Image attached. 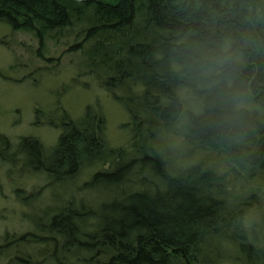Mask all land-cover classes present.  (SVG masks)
I'll list each match as a JSON object with an SVG mask.
<instances>
[{
    "label": "trees",
    "instance_id": "16d2710c",
    "mask_svg": "<svg viewBox=\"0 0 264 264\" xmlns=\"http://www.w3.org/2000/svg\"><path fill=\"white\" fill-rule=\"evenodd\" d=\"M0 21L37 39L41 59L61 46L78 54L80 73L127 111L131 132L112 147L99 110L65 111L53 166L33 169L73 183L94 168L84 189L101 197L68 198L49 210V228L11 240L53 243L58 264H217L226 245L243 264H264L259 190L230 195L227 173L206 159L220 156L235 182H264V0H0ZM170 137L199 160L169 166ZM0 139L6 160L12 143ZM29 142L46 152L30 136L19 146Z\"/></svg>",
    "mask_w": 264,
    "mask_h": 264
},
{
    "label": "rangeland",
    "instance_id": "374dc122",
    "mask_svg": "<svg viewBox=\"0 0 264 264\" xmlns=\"http://www.w3.org/2000/svg\"><path fill=\"white\" fill-rule=\"evenodd\" d=\"M37 49L38 41L32 35L14 32L8 24L0 21V134L7 136L12 143L10 147H3L6 160L0 159V246L6 243L5 237L10 240L6 252L2 250L0 254V264H58L55 260L57 254L52 253L53 243L11 239L34 230L40 233L46 225L44 229L49 228L52 214L49 210L52 206L66 204L68 198L79 201L84 197L96 201L101 197L92 189H84L85 182L96 170L94 168L79 173L73 183L65 180L60 172L54 177L47 175L46 179L44 174L33 169L53 166L55 158L51 157L50 149L63 130L65 111L71 118L79 119L86 107L92 105L105 117L106 137L112 147H125L131 139V132L125 125L129 120L127 111L94 76L80 73L78 54H65L62 52L65 47L61 46L48 54L55 57L48 61L37 56ZM26 136L39 139L46 152H41L30 142L24 147L19 146L21 138ZM0 144H3L1 139ZM162 145H166L161 150L169 166L175 170L185 169L192 165L187 162L200 158L189 160V151L176 138H166ZM206 159L215 164L218 171L227 173L226 189L230 195L240 196L259 190L263 202L253 216V223L258 225V233L262 234L264 182L262 186L235 182L220 156L209 154ZM53 180L61 181V184H50ZM257 201V197L251 200L253 204ZM255 206L248 219L256 211ZM246 225L250 230L248 220ZM223 249L225 251L219 255L217 264L244 263L237 247L226 245ZM26 255L32 257L31 260ZM58 255L63 256L61 247Z\"/></svg>",
    "mask_w": 264,
    "mask_h": 264
},
{
    "label": "water",
    "instance_id": "95a60500",
    "mask_svg": "<svg viewBox=\"0 0 264 264\" xmlns=\"http://www.w3.org/2000/svg\"><path fill=\"white\" fill-rule=\"evenodd\" d=\"M79 1H85V0H79Z\"/></svg>",
    "mask_w": 264,
    "mask_h": 264
}]
</instances>
